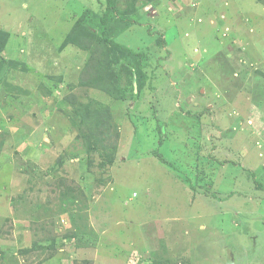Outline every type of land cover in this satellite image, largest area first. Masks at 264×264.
I'll return each mask as SVG.
<instances>
[{
  "label": "rangeland",
  "instance_id": "rangeland-1",
  "mask_svg": "<svg viewBox=\"0 0 264 264\" xmlns=\"http://www.w3.org/2000/svg\"><path fill=\"white\" fill-rule=\"evenodd\" d=\"M133 3L122 98L65 45L106 0H0V264H264V0Z\"/></svg>",
  "mask_w": 264,
  "mask_h": 264
},
{
  "label": "trees",
  "instance_id": "trees-1",
  "mask_svg": "<svg viewBox=\"0 0 264 264\" xmlns=\"http://www.w3.org/2000/svg\"><path fill=\"white\" fill-rule=\"evenodd\" d=\"M105 5V10L101 15L92 12L90 9H86L72 24L70 33L66 36L65 45L69 44L83 49L92 48L91 56L81 70V80L84 84L105 88L112 95L115 94V96L117 95L116 91H119L121 92L119 95L124 94L121 96L124 98L125 94L127 95L129 87L136 88L132 77L137 82L138 88L140 89L142 87L144 81L142 71L144 69H142L139 62H134L133 60V57L139 56V54L124 43L113 39L112 36L115 35L118 30H124L140 22L137 18L132 16L135 3L131 4L129 7L121 8L118 5V0H106ZM97 24L99 27L98 29L95 27ZM118 51L123 54L122 59H126L124 61V69L120 74H117V72L111 69L113 56L115 55V57H117ZM0 56L1 61V58L4 56L1 53ZM129 71V77L131 78L130 84H120L121 79L126 77L125 74H128ZM115 82H119V85H115ZM107 85L115 88L116 91L107 88ZM116 97H118V95ZM83 135L87 139L90 138L87 136V133H83ZM98 135H101V139L98 138L97 143L93 142V144H90L91 149L93 152H106V156H108L106 159L112 164L115 159L114 153L107 154L109 148L103 140V136L105 135L103 132H98ZM104 139L106 138L104 137ZM163 140L164 139L161 137L160 141L162 142ZM100 147H102V150ZM110 148L113 149L114 146L110 144ZM103 165H105L104 162Z\"/></svg>",
  "mask_w": 264,
  "mask_h": 264
},
{
  "label": "clouds",
  "instance_id": "clouds-1",
  "mask_svg": "<svg viewBox=\"0 0 264 264\" xmlns=\"http://www.w3.org/2000/svg\"><path fill=\"white\" fill-rule=\"evenodd\" d=\"M136 89H137V85H136ZM135 193H136V192H134V194H133V195H136Z\"/></svg>",
  "mask_w": 264,
  "mask_h": 264
}]
</instances>
